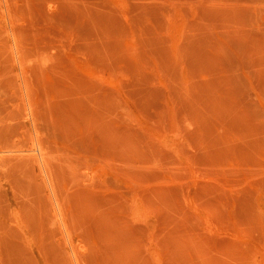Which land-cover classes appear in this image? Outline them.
<instances>
[{
  "label": "rangeland",
  "instance_id": "374dc122",
  "mask_svg": "<svg viewBox=\"0 0 264 264\" xmlns=\"http://www.w3.org/2000/svg\"><path fill=\"white\" fill-rule=\"evenodd\" d=\"M0 264H264V0H0Z\"/></svg>",
  "mask_w": 264,
  "mask_h": 264
}]
</instances>
